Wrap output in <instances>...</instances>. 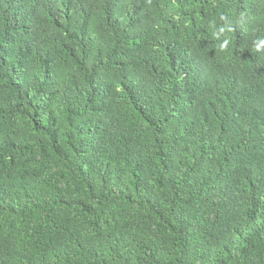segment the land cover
<instances>
[{
    "label": "trees",
    "instance_id": "1",
    "mask_svg": "<svg viewBox=\"0 0 264 264\" xmlns=\"http://www.w3.org/2000/svg\"><path fill=\"white\" fill-rule=\"evenodd\" d=\"M0 264H264V0H0Z\"/></svg>",
    "mask_w": 264,
    "mask_h": 264
}]
</instances>
